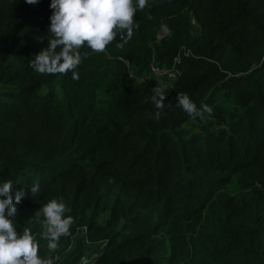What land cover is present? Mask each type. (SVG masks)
<instances>
[{
	"label": "trees",
	"instance_id": "obj_1",
	"mask_svg": "<svg viewBox=\"0 0 264 264\" xmlns=\"http://www.w3.org/2000/svg\"><path fill=\"white\" fill-rule=\"evenodd\" d=\"M50 2L0 0V181L24 192L16 231L54 264H264V0H150L126 43L81 47L77 79L31 67ZM154 68L168 76L160 110ZM178 93L212 112L189 117ZM54 198L74 223L49 250L35 214Z\"/></svg>",
	"mask_w": 264,
	"mask_h": 264
},
{
	"label": "clouds",
	"instance_id": "obj_2",
	"mask_svg": "<svg viewBox=\"0 0 264 264\" xmlns=\"http://www.w3.org/2000/svg\"><path fill=\"white\" fill-rule=\"evenodd\" d=\"M25 2L35 5L38 0ZM150 6V0H51L49 34L52 38L47 39V47L35 55L31 67L41 74L71 72L72 78L77 79L75 69L81 62V47L103 52L118 35L121 42L116 46L120 47L132 37L137 26L134 14ZM161 27L165 33L170 31L166 25ZM153 93L155 108L163 109L164 90L156 86ZM176 100L178 107L193 119L212 112L207 104L197 106L186 93H178ZM155 115L159 118L160 111ZM14 185L11 180L0 181V264H54V257L45 258L38 254L39 244L30 228L24 227L19 233L16 231V205L24 192L20 190L11 195ZM31 191L37 193L38 185L31 186ZM69 211L63 198H54L35 214L43 218L40 235L47 240L49 250H56L60 238L70 234L74 218L66 214Z\"/></svg>",
	"mask_w": 264,
	"mask_h": 264
},
{
	"label": "rangeland",
	"instance_id": "obj_3",
	"mask_svg": "<svg viewBox=\"0 0 264 264\" xmlns=\"http://www.w3.org/2000/svg\"><path fill=\"white\" fill-rule=\"evenodd\" d=\"M173 71H174V73H177V70L175 69V67H173ZM151 75V78H152V83L154 84V85H159V86H162V83H161V81H163V78L164 77H168V76H162V70H159V71H157V73H155L154 71H152V73L150 74ZM170 78V77H169ZM143 80V79H142ZM142 82H145V84H146V81L145 80H143ZM172 82L171 81H169L167 84L166 83H164L163 82V85L165 86V85H170ZM232 110V108L231 107H227V111L229 112V111H231ZM231 113V112H230ZM234 115V118H233V120L234 119H236V116H237V114H233ZM57 260L58 261H60V257H57ZM82 264H84V263H82Z\"/></svg>",
	"mask_w": 264,
	"mask_h": 264
},
{
	"label": "built area",
	"instance_id": "obj_4",
	"mask_svg": "<svg viewBox=\"0 0 264 264\" xmlns=\"http://www.w3.org/2000/svg\"><path fill=\"white\" fill-rule=\"evenodd\" d=\"M160 69H158V68H154L153 69V71L155 72V73H157V71H159ZM171 77H174L173 75H171ZM166 86V85H165Z\"/></svg>",
	"mask_w": 264,
	"mask_h": 264
}]
</instances>
